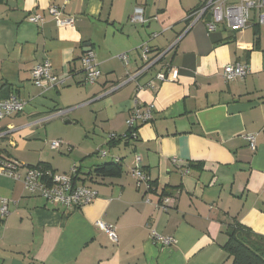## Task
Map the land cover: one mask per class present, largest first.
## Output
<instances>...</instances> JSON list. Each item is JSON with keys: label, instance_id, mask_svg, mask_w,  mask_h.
Returning a JSON list of instances; mask_svg holds the SVG:
<instances>
[{"label": "crops", "instance_id": "crops-1", "mask_svg": "<svg viewBox=\"0 0 264 264\" xmlns=\"http://www.w3.org/2000/svg\"><path fill=\"white\" fill-rule=\"evenodd\" d=\"M52 5L63 7L73 25L58 26L48 11ZM201 5L202 0H0V100L15 95L26 103L24 111L0 121V155L19 161L1 142L18 138L25 147L37 125L67 110V124L83 122V138L65 128L56 131L55 139L66 142L57 150L61 156L42 154L28 164L46 163L63 174L76 165L79 181L99 192L85 207L67 210L0 175V264H231L223 246L232 223L264 236V24L238 31L220 25L208 33L207 15L187 30L188 14ZM136 6L144 8V23L131 21ZM31 14L44 21L31 22ZM180 36L162 61L176 78L139 89L160 64L127 81L142 66L144 42L157 52ZM89 47L102 73L94 84L86 82L82 64ZM45 60L64 84L32 82L31 71ZM234 63L247 64L250 72L226 81L223 69ZM150 103L153 119L138 127L136 138L110 140L111 134L128 133L126 121L137 104ZM87 115L93 117L90 125ZM248 133L258 134L255 152L243 138ZM100 150L107 154L95 156ZM137 156L151 190L131 174ZM117 160L122 175L90 174ZM166 196L167 211L159 205ZM2 198L9 200L5 217ZM100 220L115 226L118 242L97 226ZM154 231L176 243L163 246Z\"/></svg>", "mask_w": 264, "mask_h": 264}, {"label": "built area", "instance_id": "built-area-1", "mask_svg": "<svg viewBox=\"0 0 264 264\" xmlns=\"http://www.w3.org/2000/svg\"><path fill=\"white\" fill-rule=\"evenodd\" d=\"M48 11L53 16L58 26L73 25V17H63V7L52 5L49 7ZM207 15H209V19L205 22V25L208 33L216 31L220 25H224L232 31H238L248 27L252 22L264 24V0H202V5L188 14L189 24L186 27L188 28L187 30L197 22L203 20ZM28 18L31 22L37 24L44 21V17L41 14H31ZM131 21L134 23H144L146 21L144 17V8L142 6L135 7L131 16ZM157 35L158 33H153L152 37H156ZM182 36L177 38L166 50L157 52H154L148 41L144 42L139 47L142 66L134 75L129 76L127 81L137 80L139 76L152 71L156 66L162 64L164 57L175 48ZM119 57L126 62L128 61V55L126 53L120 54ZM82 64L86 73V82L94 84L102 73L96 62L93 51H88L86 55H84ZM160 66L161 69L154 74L153 78L145 84L138 85L139 89L157 88L159 84L176 78V72L173 71L168 63H164ZM249 72L250 68L247 64H227L223 69V77L226 81L243 79ZM31 80L39 87H54L65 83L64 78H60L53 73L52 64L49 60H45L43 63L33 68L31 71ZM25 104L23 100L15 95L0 100V121L6 117L24 111ZM154 108L155 105L153 103L145 106L137 104L126 121L128 133L122 136L111 134L109 136L110 140L127 137L136 138L138 127L153 119ZM66 113L67 110H59L56 114L48 116L46 120H51L52 118ZM2 137H4V134L0 133V138ZM243 138L248 142L249 148L255 152L258 147V134H244ZM65 144L66 142L63 139H54L50 141L51 148L56 150H59ZM100 154L104 156L107 154V151L103 150ZM117 162L119 161L117 160ZM21 167L22 165L16 160L0 156V175L22 181L27 192L43 197L48 203L54 206H61L67 210H79L90 204L99 195L97 189L79 181L77 178L78 167L76 165L72 166L68 174L57 173L43 166H28L26 172L22 173ZM131 174L136 178L138 185L145 183L147 190L153 188L148 174L142 168L140 156L136 157L135 165L131 169ZM169 201V197H164L160 200V207L167 211ZM9 214V200L2 198L1 216L5 217ZM97 226L106 232L112 241L118 242V235L114 225L100 220L97 222ZM152 237L154 240L160 241L161 244L166 247L176 243V239L173 236L162 235L156 231L153 232Z\"/></svg>", "mask_w": 264, "mask_h": 264}, {"label": "rangeland", "instance_id": "rangeland-1", "mask_svg": "<svg viewBox=\"0 0 264 264\" xmlns=\"http://www.w3.org/2000/svg\"><path fill=\"white\" fill-rule=\"evenodd\" d=\"M57 112H59V110L53 112L51 115L56 114ZM69 115H70L69 112H67L66 114L53 118L46 123H41L40 125H37V127H35L34 129L36 133L27 140L28 142L25 147L24 145L22 146V144L19 143V139L15 138L16 136H14L15 138L14 143H9L7 141L1 142L4 151L7 152L12 151V153L18 157L19 161L17 160L16 161L22 165L21 169H26L29 166L28 163H35L36 161H38L39 157L42 154L47 155L49 157L61 156L59 151L50 149V146L47 143L48 140L52 141L53 139L56 138V135H58L56 134V131H64L63 129L65 128L66 130L71 131L76 139L79 140L83 138L81 133V131L84 132L83 122L82 123L80 122V124L77 123L75 125L67 124L66 120L68 117H70ZM71 115H72L71 118L75 117V114H71ZM84 119H85V125H90L91 123H93L92 116H88V115L84 116ZM95 127L96 130L98 131V127L97 126ZM105 150H108V148L105 147ZM101 151L103 150H100V152ZM100 152L95 156H100L101 155ZM64 155L68 156L67 153H65Z\"/></svg>", "mask_w": 264, "mask_h": 264}, {"label": "trees", "instance_id": "trees-1", "mask_svg": "<svg viewBox=\"0 0 264 264\" xmlns=\"http://www.w3.org/2000/svg\"><path fill=\"white\" fill-rule=\"evenodd\" d=\"M36 166H43L47 169L53 170L46 163L42 162L35 165H29V167ZM122 173V164L120 162L113 161L98 165L90 174L105 178L118 177L122 175ZM227 233L228 240L224 244L223 248L228 252L229 257L232 258L231 264H264L263 235L256 234L253 230H251V228L240 222L232 223L229 226Z\"/></svg>", "mask_w": 264, "mask_h": 264}, {"label": "water", "instance_id": "water-1", "mask_svg": "<svg viewBox=\"0 0 264 264\" xmlns=\"http://www.w3.org/2000/svg\"><path fill=\"white\" fill-rule=\"evenodd\" d=\"M87 51H91V47H89V48L87 49Z\"/></svg>", "mask_w": 264, "mask_h": 264}]
</instances>
